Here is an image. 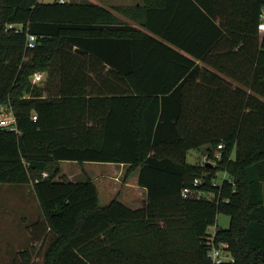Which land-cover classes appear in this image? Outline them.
I'll return each instance as SVG.
<instances>
[{"label":"trees","instance_id":"trees-1","mask_svg":"<svg viewBox=\"0 0 264 264\" xmlns=\"http://www.w3.org/2000/svg\"><path fill=\"white\" fill-rule=\"evenodd\" d=\"M113 9L132 23L91 1L0 0V105L20 130L0 129V183L31 184L40 211L15 264H214L225 244L223 264H264V0ZM200 150L211 162L189 160ZM63 161L139 170L147 199L101 206Z\"/></svg>","mask_w":264,"mask_h":264},{"label":"rangeland","instance_id":"rangeland-1","mask_svg":"<svg viewBox=\"0 0 264 264\" xmlns=\"http://www.w3.org/2000/svg\"><path fill=\"white\" fill-rule=\"evenodd\" d=\"M42 80H45L44 73ZM189 160L203 163L206 161V155L202 150L192 151ZM61 167L63 173L68 176L71 175L69 178L73 180L86 181L91 178L99 186L101 192L100 204L103 205H106L115 197L128 200L131 194L126 186H132L138 181V177L133 173L126 174L127 165L122 167L120 164L108 162L63 161ZM223 175L226 176L227 174L224 173ZM29 187L28 184L0 183V264L19 262L21 260L20 252L30 250L33 243L28 232L30 233V226L38 218L39 209L34 192L30 191ZM105 187L113 192L112 197H110V193H105L108 192L105 191ZM229 222L230 217L228 215L224 213L218 215L217 225L220 227H228ZM217 225L211 226L210 230H215V227H218ZM221 247L224 251V245H221ZM224 253L226 252L224 251Z\"/></svg>","mask_w":264,"mask_h":264},{"label":"built area","instance_id":"built-area-1","mask_svg":"<svg viewBox=\"0 0 264 264\" xmlns=\"http://www.w3.org/2000/svg\"><path fill=\"white\" fill-rule=\"evenodd\" d=\"M59 2H66L67 0H57ZM263 17H264V10H263ZM16 25L13 24H9L7 27L8 28H14ZM263 26H264V21H263ZM20 28V27H19ZM19 28H16V30L18 31ZM36 41H37V35L34 33H27V47L28 48H34L36 46ZM42 73H35L33 76V82L34 83H38L42 80ZM34 119L37 118V115L33 116ZM0 129H6L9 131H15L17 133L20 132L19 127H18V121H17V117L13 112V109L11 106L8 105H0ZM223 145H219V148H222ZM220 157V152L216 153V158ZM211 162V159L208 158V156L206 155V161H204L202 164L204 163H209ZM200 183V179H195L194 184H198ZM203 192L201 191H193L190 187H185L182 190V196L184 198H189V197H203ZM216 226V225H215ZM216 227L215 230L210 232V238L213 239L215 237L216 234ZM224 247L226 248L227 245L225 244ZM224 251L226 253H224ZM224 251L221 249V247H216L213 246L210 251H209V256L212 259L214 264H223L225 262H234L235 259L234 257L227 252L225 249Z\"/></svg>","mask_w":264,"mask_h":264},{"label":"crops","instance_id":"crops-1","mask_svg":"<svg viewBox=\"0 0 264 264\" xmlns=\"http://www.w3.org/2000/svg\"><path fill=\"white\" fill-rule=\"evenodd\" d=\"M42 2H52V1H45V0H41ZM54 1V0H53ZM67 1H74V2H86V1H91V2H94V3H97L109 10H111L115 15H117L122 21L124 22H127V23H132L131 19H129L126 15L122 14V13H119L118 11H116L115 9H113L115 6H118V5H125V6H130V5H139L143 2V0H67ZM81 61H92L90 60L89 58L85 57L83 58V60ZM109 68H107L108 70ZM123 166H125L124 164H120ZM63 171V170H62ZM133 175L135 176H139V170H136ZM71 176V175H69ZM95 183V182H94ZM30 187L28 188L30 191H33L32 189V185L31 184H28ZM97 186V184H96ZM130 191V198L127 200V199H123L121 197H115L114 199H118L120 200L121 202L125 203L127 206H130L132 208H139V207H142L147 199V189L140 186L138 184V181H136V184H132V186H126ZM98 188V192H99V198L101 197V192H100V189H99V186H97ZM104 190V189H103ZM105 191H108V192H105V193H110V197H112L114 194L113 192L108 189V187H105ZM107 195V194H105ZM35 196V194H34ZM36 199V198H35ZM113 199V200H114ZM112 200V201H113ZM112 201H110L109 203H107L106 205L110 204ZM106 205H103L101 204V206H106ZM39 209V208H38ZM38 217L40 216V211L38 212ZM38 218H36L35 220H37ZM34 220V221H35ZM28 232V231H27ZM30 233L28 232V235Z\"/></svg>","mask_w":264,"mask_h":264}]
</instances>
